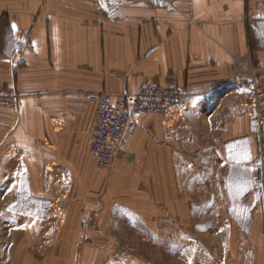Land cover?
<instances>
[{"label":"crops","instance_id":"1","mask_svg":"<svg viewBox=\"0 0 264 264\" xmlns=\"http://www.w3.org/2000/svg\"><path fill=\"white\" fill-rule=\"evenodd\" d=\"M233 58L264 77V0H0V87L19 95L0 108L6 264H264V122ZM147 85L183 116L136 117L126 158L96 168L88 96Z\"/></svg>","mask_w":264,"mask_h":264},{"label":"built area","instance_id":"2","mask_svg":"<svg viewBox=\"0 0 264 264\" xmlns=\"http://www.w3.org/2000/svg\"><path fill=\"white\" fill-rule=\"evenodd\" d=\"M242 61L233 58V82H243L246 88L241 109L253 115L258 124L264 122V77L250 64L240 69ZM19 95L11 88L0 87V108L17 107ZM88 101L95 105V124L91 133V153L96 168L108 170L116 158L125 159L121 150L128 125L137 129L136 117L155 115L167 124L183 116L185 97L176 90L160 85H147L138 93L114 97L109 94L90 95Z\"/></svg>","mask_w":264,"mask_h":264},{"label":"rangeland","instance_id":"3","mask_svg":"<svg viewBox=\"0 0 264 264\" xmlns=\"http://www.w3.org/2000/svg\"><path fill=\"white\" fill-rule=\"evenodd\" d=\"M143 251H151V250H143ZM172 252H176L175 249H172ZM35 259L36 257H31ZM145 259H148L156 264H187V260H194L193 256H181V260H177L176 257L167 255V253L160 252L158 255H151V254H145ZM7 256L1 255L0 256V264H6L7 263ZM36 260V259H35ZM33 260V261H35ZM11 264H13V256H11Z\"/></svg>","mask_w":264,"mask_h":264},{"label":"snow or ice","instance_id":"4","mask_svg":"<svg viewBox=\"0 0 264 264\" xmlns=\"http://www.w3.org/2000/svg\"><path fill=\"white\" fill-rule=\"evenodd\" d=\"M13 28H15V26H13Z\"/></svg>","mask_w":264,"mask_h":264}]
</instances>
